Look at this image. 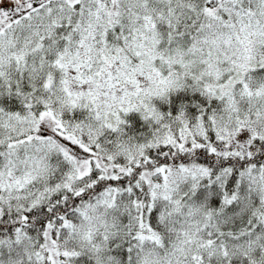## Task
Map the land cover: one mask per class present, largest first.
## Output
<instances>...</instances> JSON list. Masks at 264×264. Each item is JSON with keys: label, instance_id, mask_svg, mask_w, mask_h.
Segmentation results:
<instances>
[{"label": "snow or ice", "instance_id": "6c2138e0", "mask_svg": "<svg viewBox=\"0 0 264 264\" xmlns=\"http://www.w3.org/2000/svg\"><path fill=\"white\" fill-rule=\"evenodd\" d=\"M0 264H264V0H0Z\"/></svg>", "mask_w": 264, "mask_h": 264}]
</instances>
